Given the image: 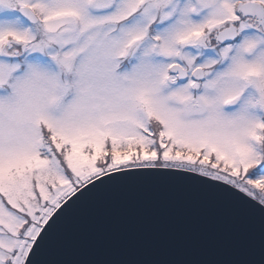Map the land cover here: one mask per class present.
<instances>
[{"label": "snow or ice", "instance_id": "6c2138e0", "mask_svg": "<svg viewBox=\"0 0 264 264\" xmlns=\"http://www.w3.org/2000/svg\"><path fill=\"white\" fill-rule=\"evenodd\" d=\"M157 182L264 225V0H0V264Z\"/></svg>", "mask_w": 264, "mask_h": 264}, {"label": "water", "instance_id": "95a60500", "mask_svg": "<svg viewBox=\"0 0 264 264\" xmlns=\"http://www.w3.org/2000/svg\"><path fill=\"white\" fill-rule=\"evenodd\" d=\"M56 264H261L264 225L188 186L105 190L63 221L46 257Z\"/></svg>", "mask_w": 264, "mask_h": 264}]
</instances>
